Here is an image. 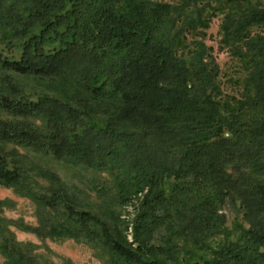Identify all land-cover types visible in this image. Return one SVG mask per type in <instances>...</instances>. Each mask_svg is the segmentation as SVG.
I'll return each mask as SVG.
<instances>
[{
	"label": "trees",
	"instance_id": "trees-1",
	"mask_svg": "<svg viewBox=\"0 0 264 264\" xmlns=\"http://www.w3.org/2000/svg\"><path fill=\"white\" fill-rule=\"evenodd\" d=\"M178 1L0 0V43L20 50H0V184L45 211L37 236L86 241L112 264H264V5ZM217 16L237 94L207 45ZM8 144L106 176L101 206L85 209ZM0 252L5 264H52L13 237Z\"/></svg>",
	"mask_w": 264,
	"mask_h": 264
},
{
	"label": "rangeland",
	"instance_id": "rangeland-1",
	"mask_svg": "<svg viewBox=\"0 0 264 264\" xmlns=\"http://www.w3.org/2000/svg\"><path fill=\"white\" fill-rule=\"evenodd\" d=\"M169 3H178V0H156ZM264 5V0H257ZM220 24L221 16L213 18L211 26L207 32V45L213 47V55L220 64L222 73L220 81L223 84L225 93L237 94L238 85L234 82L238 78L237 70L234 67V60L230 57L228 50L220 44ZM190 41V40H189ZM4 44L0 43V50L4 56L9 58L19 57L20 50L7 49ZM5 49V50H4ZM4 73L0 71V77ZM11 74V73H9ZM12 75V74H11ZM240 75V74H239ZM235 77V78H234ZM18 80L25 85L28 92L33 90H41V92L49 91V83L32 77H18ZM0 117L4 119L10 118L6 112L0 110ZM18 150L20 153L27 154L24 148H18L14 145H7L6 150ZM26 163L44 167L57 173L70 193H75L80 199L81 205L85 209L97 211V205L101 206V200L95 195L94 187L105 179L106 176L101 175L92 169H87L75 162L55 159L52 156L34 154L28 152ZM29 160V162H28ZM31 164V165H32ZM32 165V166H34ZM34 176L36 172L33 173ZM35 186L37 190H45L48 185L47 181L40 176H35ZM133 207L129 206L122 212L121 220L125 217H132ZM45 211L40 208L32 199L22 195L14 188L6 187L0 184V243L3 238L13 237L19 244L28 245L34 255L41 262L52 264H112L106 253L99 247H95L91 243L73 238H40L33 229L39 225V220L46 217ZM225 213L229 218L231 226L237 213L231 208H227ZM120 220V222H121ZM114 229L132 239V228L121 227L118 222H114ZM122 224V222H121ZM0 264H5V257L0 252Z\"/></svg>",
	"mask_w": 264,
	"mask_h": 264
}]
</instances>
